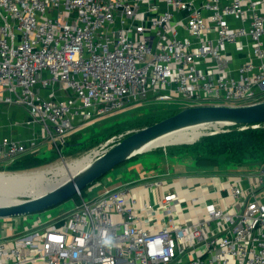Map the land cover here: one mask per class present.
Here are the masks:
<instances>
[{
  "label": "built area",
  "instance_id": "built-area-1",
  "mask_svg": "<svg viewBox=\"0 0 264 264\" xmlns=\"http://www.w3.org/2000/svg\"><path fill=\"white\" fill-rule=\"evenodd\" d=\"M148 97L264 101V0H0V106L40 127L2 137L0 162L40 138L62 154L77 119ZM145 179L89 201L80 192L71 215L20 234L6 222L0 264H264V169Z\"/></svg>",
  "mask_w": 264,
  "mask_h": 264
},
{
  "label": "water",
  "instance_id": "water-1",
  "mask_svg": "<svg viewBox=\"0 0 264 264\" xmlns=\"http://www.w3.org/2000/svg\"><path fill=\"white\" fill-rule=\"evenodd\" d=\"M210 124L201 137L224 131L236 125L264 124V101L246 106L201 105L184 107L180 112L151 126L129 133L82 172L61 186L18 204L0 207V217L12 218L42 212L72 198L115 167L148 149L157 139L184 128ZM195 143V142H194ZM160 147V146H158ZM155 147V148H158ZM154 149V148H153Z\"/></svg>",
  "mask_w": 264,
  "mask_h": 264
},
{
  "label": "rangeland",
  "instance_id": "rangeland-1",
  "mask_svg": "<svg viewBox=\"0 0 264 264\" xmlns=\"http://www.w3.org/2000/svg\"><path fill=\"white\" fill-rule=\"evenodd\" d=\"M185 104L186 103L181 100H177L173 102H159V101L154 100L151 97H148L147 99H140L136 102L129 103L123 109L119 111L112 112L108 115H105L99 118H95V120L91 121L94 123L93 127H92V124H90L91 126H89V129L91 130L95 129V130H98V132H103L104 129L113 128L115 132H121V131H126L131 128H142L144 126L146 127L151 126L155 123H158L168 118L172 112L171 110L181 108V107L182 108L188 107ZM89 129L86 130V133L91 132V130ZM192 144L194 143L176 144V145L182 146V145H192ZM169 145H172V144H165L160 147L169 146ZM176 145H173V146H176ZM94 150L95 149H91L86 152L77 153V154L75 150L67 151L62 154L57 152V155L55 157L51 156L49 160H47L49 163L45 165H41L37 168H33L30 170H26V171H20V172L0 171V174L16 176L18 174H25V173H32V172H39V171H59L65 168L66 166L74 164L82 160L83 158L87 157L88 155H91V153ZM163 160L161 159V156L159 154L151 153V154H146L145 157H140L138 159H134V160L132 159L130 161H127L125 164H123L126 167L122 173V176L124 178L123 181H128L130 183L131 188L143 186L144 182L146 181L145 177L152 176V173H151L152 169H150L151 167H153L155 171L159 173L164 172V169L162 166V164H164ZM182 162H186V161L183 160ZM142 165H143V168H141ZM119 167L120 166L115 167L104 177L105 178L106 176L113 177L117 173L115 170L118 169ZM187 167H189V165H187ZM197 167L195 166V169H194L196 173L190 174V175H200V174L205 173L204 170L200 169L199 171ZM2 169H6V166L4 165V163L0 162V170ZM255 169L251 168L253 172L262 170V169L260 170H255ZM142 174L145 175L143 179H142L143 177ZM87 190L88 189L83 190L84 191L83 196L86 201H89L92 197L98 194L96 192L91 195ZM31 197H33L32 194H21L17 196V198L21 201L30 199ZM78 197L79 196L77 194L73 196L72 198H69L63 201L62 203L56 206H53L45 211L30 213L27 215V220H24V216H15V217L8 218V219L0 217V240L3 238L4 232H6L5 230L6 222L8 223L12 222L13 224H15L14 232L16 234H20L23 232V230L33 227L38 219H41L43 224L53 223L55 222L56 219H59L64 216H69L74 212L78 203L80 202V199Z\"/></svg>",
  "mask_w": 264,
  "mask_h": 264
},
{
  "label": "crops",
  "instance_id": "crops-1",
  "mask_svg": "<svg viewBox=\"0 0 264 264\" xmlns=\"http://www.w3.org/2000/svg\"><path fill=\"white\" fill-rule=\"evenodd\" d=\"M43 94L46 96L47 94L49 95V93L46 91H44ZM27 119H28L27 113L20 108H15V107L10 108L7 106H0V141L2 137L8 135L15 136L20 140L22 139L28 141L31 138L33 132L37 131L38 133H40L39 126L24 124ZM92 120H95V118H93ZM91 121L82 122L80 119L76 120L77 125L75 129L68 134L66 138V144L62 148L63 153L67 151L75 150L77 154V153L86 152L91 149H97L101 145L105 144L106 142L110 141L116 136H120V135L126 136L129 133H132L134 131L146 127L144 126L142 128H131L121 132H115L113 128H107L104 129L103 132H98V130L89 129V126H91L90 124H92V127L94 124ZM14 123H17V126ZM88 129L91 130V132L86 133V130ZM151 153H157L161 156L162 160L164 159L163 160L164 164H162L164 172L159 173L155 171L153 167L150 168L152 169L151 173L153 177L174 176L176 178H180V177H184V175L187 176L196 173L194 171L196 163L194 161L193 154L190 151H188V149H182V147L178 145L176 146L169 145V146L154 148L152 150L139 153L127 161H130L132 159L133 160L138 159L140 157H145L146 154H151ZM56 155H57V151L55 150L54 145L49 143L48 141H43V139L40 138V143L38 146H36L35 148L34 147L30 148L24 155L20 156L17 160L31 159L33 157H39L41 159L49 160L51 156L55 157ZM183 160H185L186 162H182ZM14 161H10V162L7 161L1 163H4V165L7 167L13 164ZM126 162H124L123 164H125ZM123 164L119 165L120 167L115 170L117 173L113 177L106 176V178L104 177L103 179L98 180L96 183L88 187L87 191L91 195L96 192L98 193L96 196L92 197L91 199H95L99 197L102 193H104L108 189H119L123 187H128L129 189H133L131 188L130 183L128 181H123L124 178L122 176V173L126 168ZM187 165H189V167H187ZM141 168H143V165L141 166ZM197 169L200 171L201 168L197 167ZM209 173H213V172H209ZM237 173H235L234 171L231 172L229 170H225L222 172V174L226 176L227 175L235 176ZM142 176L143 179L145 175L142 174ZM189 185L192 187L193 181L189 182Z\"/></svg>",
  "mask_w": 264,
  "mask_h": 264
},
{
  "label": "trees",
  "instance_id": "trees-1",
  "mask_svg": "<svg viewBox=\"0 0 264 264\" xmlns=\"http://www.w3.org/2000/svg\"><path fill=\"white\" fill-rule=\"evenodd\" d=\"M183 108L171 110L169 117ZM259 125L256 128L250 125L226 127L223 132L203 136L196 143L181 147L193 154L196 166L209 172L248 173L253 172L251 168L264 169V124ZM47 160L39 157L17 160L0 171H26L49 163ZM81 193L84 195V191Z\"/></svg>",
  "mask_w": 264,
  "mask_h": 264
},
{
  "label": "bare ground",
  "instance_id": "bare-ground-1",
  "mask_svg": "<svg viewBox=\"0 0 264 264\" xmlns=\"http://www.w3.org/2000/svg\"><path fill=\"white\" fill-rule=\"evenodd\" d=\"M210 126V124H201L171 132L157 139L148 149L165 144L194 143ZM94 160V154H91L59 171H39L16 176L0 174V207L20 203L21 200L17 198L18 195L32 194L33 197H37L59 187L85 170Z\"/></svg>",
  "mask_w": 264,
  "mask_h": 264
},
{
  "label": "clouds",
  "instance_id": "clouds-1",
  "mask_svg": "<svg viewBox=\"0 0 264 264\" xmlns=\"http://www.w3.org/2000/svg\"><path fill=\"white\" fill-rule=\"evenodd\" d=\"M105 243L106 244H111V240L109 239V240H105Z\"/></svg>",
  "mask_w": 264,
  "mask_h": 264
}]
</instances>
